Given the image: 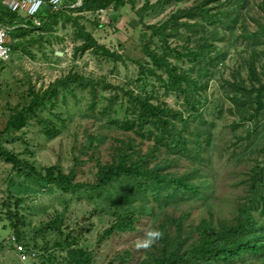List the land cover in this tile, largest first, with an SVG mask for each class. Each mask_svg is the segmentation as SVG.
<instances>
[{
    "label": "trees",
    "instance_id": "obj_1",
    "mask_svg": "<svg viewBox=\"0 0 264 264\" xmlns=\"http://www.w3.org/2000/svg\"><path fill=\"white\" fill-rule=\"evenodd\" d=\"M187 1L190 0L146 2L136 8L135 13L141 23L151 8ZM75 2L65 0L59 10L44 5L37 14L39 25L21 12L10 11L0 2V22L14 26L9 32L12 51L22 47L30 54L24 43L42 38L39 33L33 34L34 31L51 30L62 16L69 20L67 10L99 12L111 7L117 11L126 3L134 8L133 0H81V4L70 7ZM252 5L263 15H250ZM248 16L254 22L252 26ZM144 25L141 32L144 55L135 60V82L139 89L121 87L124 101L120 103V109L114 106L116 95H113L105 98L107 103L100 111L101 115L108 116L110 125L122 131V136L116 137L111 146L112 159L97 161L93 182L75 181V169L72 167L64 172L58 164L38 172L28 161L20 159L19 154L4 148L1 142L0 157L11 163L17 172H24L25 177L35 178L39 183L54 185L65 192L89 187L98 195L104 194L108 209L101 208L100 215L108 216L110 222L98 236L95 242L98 246L114 233L134 230L140 215H153L155 205L148 206L145 195L149 194L161 210L201 197L205 187L202 180L196 179L199 169L193 167L176 174L168 170L175 157L174 160L167 157L171 153L193 155L196 162L201 163L202 153L212 145L216 125L215 120L205 119L203 109L210 104L213 112L222 118L220 108L223 100L227 99L228 111L236 116L229 125L236 138L231 142V155H236L240 161L244 155H249L246 159L252 164L244 180L247 194L239 203L237 214L230 221L218 219L216 224L212 217H203L192 229L184 230L182 219L187 214L175 217L164 213V219L153 227L164 233L160 246L156 252L142 259L141 264H264V0H254V3L251 0H194L190 5L177 7L161 22ZM75 33V40H80V43L74 46V54L90 50L113 61L123 60L121 53L97 41L84 25H78ZM231 55L236 57L237 63L230 72V78H223ZM216 76L223 80L222 90L219 89L222 94L218 91L219 95L209 97L208 85ZM152 78L163 87V94L173 93L182 99L187 116L181 109L162 101L161 95L155 94ZM97 81L78 71H69L49 83L40 93L30 92L29 102L11 115L0 132L24 127L28 118L38 116V109L45 108L47 103L53 105L52 99L58 92L73 94L74 88H89V106L93 107L97 98ZM148 85L152 88L148 89ZM119 110L123 111L121 118L115 115ZM192 120L197 122L193 138L187 134ZM39 121L48 137L59 132L50 119L40 117ZM238 126L245 127V134L234 132ZM130 132L134 136L128 134ZM92 140L93 137L88 136V147L92 146ZM143 140L151 142L144 152L140 148ZM136 193L140 195L139 206L134 205ZM22 203L19 197L7 196L0 203V221H8L17 241L25 245L26 251L35 252L33 258L37 264H97L89 244L79 242L83 231L89 230L87 222L81 221L64 241L48 248L46 243L38 245L36 234L30 236L24 230ZM61 221L57 214L42 228H58L62 233ZM172 224L174 232L171 231ZM126 259L128 253L113 257L107 264L114 261L122 264Z\"/></svg>",
    "mask_w": 264,
    "mask_h": 264
},
{
    "label": "rangeland",
    "instance_id": "obj_2",
    "mask_svg": "<svg viewBox=\"0 0 264 264\" xmlns=\"http://www.w3.org/2000/svg\"><path fill=\"white\" fill-rule=\"evenodd\" d=\"M155 1L157 0H133L134 8L130 3H126L117 11L111 7L99 12L67 10L65 12L66 16L70 17L69 20L62 16L51 30L34 31L33 34L39 33L42 38L39 41L24 43L30 54L19 47L12 51L9 61L0 62V131L11 115L29 102L32 96L30 92L40 93L49 83L69 71H78L86 77L91 76L99 80L95 85L97 98L93 107L89 106L91 101L89 88L83 90L74 88L73 94L69 91L58 92L52 99L53 105L47 103L45 108L38 109V116L28 118L24 127L0 132L1 145L19 154L20 159L28 161L38 172H44L45 167L49 165L58 164L64 172L73 167L76 172L75 181L93 182L96 178L97 161H110L113 156L111 146L116 137L122 136L121 130L108 123V116L100 113L107 103L105 98L116 95L114 106L120 109V103L124 101L121 87L132 88L135 91L139 89L135 82L137 75L135 60L141 59L144 55L141 37V32L145 28L144 23H159L177 7L190 5L194 0L151 8L144 15L143 22L139 23L135 9L146 2L151 4ZM251 1L254 3V0ZM252 7L250 15L255 17L263 15L254 5ZM247 19L252 26L253 20L249 16ZM78 25H84L97 41L121 53L124 56L123 60L113 61L90 50L74 54V46L80 43V40H75ZM53 51L59 57H56ZM236 63V57L231 55L222 74L223 78H230V72ZM153 81L155 94L161 95L162 101L181 109L187 116L186 105L182 99L173 93L163 94V87L157 81ZM221 82L223 80L219 76L210 81L207 90L209 97L217 96L219 92L222 94L219 91L222 90ZM150 88L152 85H148V89ZM228 106V100L224 99L220 108L223 111L222 118L213 112V106L210 104L203 109L205 119L215 120L216 125L213 129L212 145L202 153L201 163H197L193 155L188 157L171 153L167 157L171 160L175 157L168 170L176 174L191 170L193 167L199 169L196 179L202 180L205 187L201 197L161 210L157 208V203L149 194L145 195L148 198L146 204L155 205L153 215L148 213L140 215L134 230L114 233L98 246H95V242L103 229L109 225L110 218L100 215L101 208L105 211L108 208L103 199L104 194L98 195L93 188L81 187L65 192L54 185L39 183L35 178L25 177L24 172H17L11 163L0 157V203L9 195L22 199L25 220L23 228L30 236L36 234L38 245L46 243L50 248L54 243L64 241L71 230L77 229L80 222L85 221L89 230L83 231L79 242L82 245L89 244L90 249L94 251L97 264H107L113 257L126 253L128 259L122 264H141L142 259L147 258L149 253L156 252L160 245L157 242L148 250L138 251L135 244L138 239L143 238L147 230L156 227L159 220L164 219V213L175 217L187 214V217L182 219L184 230L192 229L203 217H212L216 224L218 219L230 221L237 214L238 205L247 194L244 180L252 164L246 159L249 155H244L241 161L237 160L236 155H231L233 149L231 142L236 141V138L229 125L236 116L228 111ZM122 113L123 111L119 110L115 115L121 118ZM40 117L53 121L59 132L48 137L43 132ZM196 124L195 120L191 121L187 133L189 137L193 138V128ZM244 129V126H238L234 132L245 134ZM128 134L134 136L132 132ZM88 136L93 137L91 147L86 144ZM150 144L149 140H143L140 145L141 151L144 152ZM118 189L121 190L122 187L118 186ZM135 196L137 198L134 205L139 206L140 195L136 193ZM57 214L62 219L60 225L62 233L58 228H42ZM172 230L173 232L175 230L174 224ZM12 235L15 233L9 227V222L0 221V264H29L27 261H21L13 250L10 241ZM113 264L121 263L114 261Z\"/></svg>",
    "mask_w": 264,
    "mask_h": 264
},
{
    "label": "built area",
    "instance_id": "obj_3",
    "mask_svg": "<svg viewBox=\"0 0 264 264\" xmlns=\"http://www.w3.org/2000/svg\"><path fill=\"white\" fill-rule=\"evenodd\" d=\"M64 1L65 0H1L0 2L10 11L21 12L31 18L36 25H39L40 20L37 14L44 5L47 4L51 9L59 10L64 6ZM80 1L81 0H76L70 7L81 4ZM13 27L14 26H9L0 22V62L9 61L11 58L12 47L9 32ZM10 241L13 250L17 253L21 261H27L29 264H37L33 258L35 255L34 251H26L25 245L17 241L15 235L10 236Z\"/></svg>",
    "mask_w": 264,
    "mask_h": 264
},
{
    "label": "clouds",
    "instance_id": "obj_4",
    "mask_svg": "<svg viewBox=\"0 0 264 264\" xmlns=\"http://www.w3.org/2000/svg\"><path fill=\"white\" fill-rule=\"evenodd\" d=\"M164 233L158 228H151L144 233L143 238L138 239L135 247L139 250H148L163 239Z\"/></svg>",
    "mask_w": 264,
    "mask_h": 264
},
{
    "label": "water",
    "instance_id": "obj_5",
    "mask_svg": "<svg viewBox=\"0 0 264 264\" xmlns=\"http://www.w3.org/2000/svg\"><path fill=\"white\" fill-rule=\"evenodd\" d=\"M57 53H60V52H57Z\"/></svg>",
    "mask_w": 264,
    "mask_h": 264
}]
</instances>
